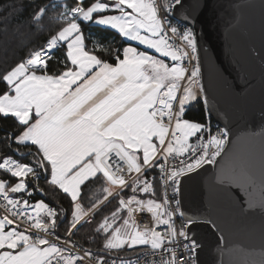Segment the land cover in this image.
Listing matches in <instances>:
<instances>
[{"label":"snow or ice","instance_id":"1","mask_svg":"<svg viewBox=\"0 0 264 264\" xmlns=\"http://www.w3.org/2000/svg\"><path fill=\"white\" fill-rule=\"evenodd\" d=\"M51 7L55 30L0 69V119L12 121L0 139V264H198L193 229L219 227L186 211L182 187L217 163L231 130L186 117L206 96L186 0ZM48 12L36 9L32 26ZM89 24L138 46L93 42ZM56 192L57 206L42 198Z\"/></svg>","mask_w":264,"mask_h":264},{"label":"water","instance_id":"2","mask_svg":"<svg viewBox=\"0 0 264 264\" xmlns=\"http://www.w3.org/2000/svg\"><path fill=\"white\" fill-rule=\"evenodd\" d=\"M199 38L201 96L231 130L215 165L186 179L183 206L215 220L193 229L198 264H264V0H186Z\"/></svg>","mask_w":264,"mask_h":264},{"label":"trees","instance_id":"3","mask_svg":"<svg viewBox=\"0 0 264 264\" xmlns=\"http://www.w3.org/2000/svg\"><path fill=\"white\" fill-rule=\"evenodd\" d=\"M56 0H0V69H3L8 64L19 60L22 56L26 55L33 47H36L44 42V39L49 35V31L55 30V25L51 23V18L56 14V10L52 9L51 5ZM66 2L73 6V0H66ZM41 6H48L49 12L36 27L32 26V14L36 9ZM91 33L98 39L99 43L115 44V46H124L127 41L123 40L115 33L114 30L105 27L89 24L85 28V33ZM90 46V44H89ZM60 53L57 52L52 60V67L55 70L56 60L59 58ZM186 117L196 121L204 120L211 121L203 101L198 98L197 101L189 104L186 107ZM12 121L0 119V139H2L6 132L11 130ZM4 148L0 144V150ZM4 175L3 172H0ZM98 194V188L93 187L89 193L86 194L85 203H87L88 196L94 197ZM37 198H41L37 196ZM48 203L57 206L63 200L62 194L56 192L55 194L49 193L47 196L42 197ZM115 201L108 205L111 209L115 206ZM67 207L66 203L63 205ZM94 225H85L78 233V238L82 242H86L89 235L92 234ZM65 224H60L59 233L63 235ZM76 239V237H74ZM100 242L93 243L91 247L95 250ZM124 253V254H122ZM121 253L124 257H131L135 255V251H123Z\"/></svg>","mask_w":264,"mask_h":264},{"label":"built area","instance_id":"4","mask_svg":"<svg viewBox=\"0 0 264 264\" xmlns=\"http://www.w3.org/2000/svg\"><path fill=\"white\" fill-rule=\"evenodd\" d=\"M177 21H174V23H176ZM86 35H88V36H90V37H92L93 38V42H98L99 43V41H98V39H96V37H94V35L91 33V31H87V33H86ZM92 46V44L90 43V47ZM193 102H195V101H193ZM193 102H191V103H193ZM190 103V104H191ZM211 124H212V127L215 129V128H217V127H220V128H224L223 126H222V124L220 123V122H217V121H211ZM145 222H147V221H145ZM176 224H177V227H179V225H180V220H177L176 221ZM135 255H133V256H131V257H134ZM141 264H143V261L141 262Z\"/></svg>","mask_w":264,"mask_h":264},{"label":"crops","instance_id":"5","mask_svg":"<svg viewBox=\"0 0 264 264\" xmlns=\"http://www.w3.org/2000/svg\"><path fill=\"white\" fill-rule=\"evenodd\" d=\"M86 34V33H85ZM121 38V37H120ZM123 39V38H122ZM124 40V39H123ZM126 44H131L132 46H138L137 44H136V42H131V41H127V43ZM125 45V44H124ZM139 47H141L142 48V46H139ZM150 53H152V50H148ZM166 59V58H165ZM1 175V174H0ZM47 202V201H46ZM50 204V203H49Z\"/></svg>","mask_w":264,"mask_h":264},{"label":"bare ground","instance_id":"6","mask_svg":"<svg viewBox=\"0 0 264 264\" xmlns=\"http://www.w3.org/2000/svg\"><path fill=\"white\" fill-rule=\"evenodd\" d=\"M122 254H124V253H122Z\"/></svg>","mask_w":264,"mask_h":264}]
</instances>
